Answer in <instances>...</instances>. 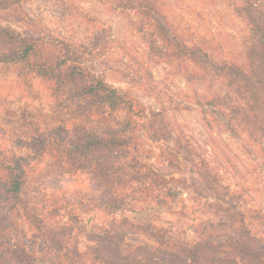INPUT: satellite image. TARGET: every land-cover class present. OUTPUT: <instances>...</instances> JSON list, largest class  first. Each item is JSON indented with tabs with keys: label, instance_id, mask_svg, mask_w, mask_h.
Listing matches in <instances>:
<instances>
[{
	"label": "trees",
	"instance_id": "1",
	"mask_svg": "<svg viewBox=\"0 0 264 264\" xmlns=\"http://www.w3.org/2000/svg\"><path fill=\"white\" fill-rule=\"evenodd\" d=\"M31 1L0 0V20L11 13L23 32L0 22V63L32 64L51 85L67 118L48 146L64 168L73 158L87 163L85 176L70 171V178L91 195L88 203L53 194L46 199L45 193L40 199L43 186L62 190V173L54 182L37 177L32 161L0 147V264H264V201L245 204L253 195L264 198V0H92L128 17L150 62L181 79L185 90L177 101L167 104L160 96L159 107L92 74L89 53L53 36L27 12ZM201 9L213 10L211 30L200 23L206 20ZM182 111L212 112L211 120H201L206 135L216 128L242 142L252 161L242 189L226 184L235 179L230 151L221 153L215 137L201 146L194 142L187 125L173 117ZM149 141L156 156L145 150ZM143 203L179 207L193 237L183 225L128 218L93 225L83 248L73 236L74 207L111 216L137 212ZM70 206V222L52 220ZM39 243L48 257L39 254Z\"/></svg>",
	"mask_w": 264,
	"mask_h": 264
},
{
	"label": "rangeland",
	"instance_id": "2",
	"mask_svg": "<svg viewBox=\"0 0 264 264\" xmlns=\"http://www.w3.org/2000/svg\"><path fill=\"white\" fill-rule=\"evenodd\" d=\"M201 11L205 13L206 20L200 19V23L204 28L208 27L211 30L209 21L213 19L211 18L213 10ZM27 12L41 20L51 30L53 36L77 43L83 51L89 53L85 61L92 74L102 77L111 85L129 89L146 105L159 107L160 96L164 97L167 104L171 100L176 102L179 94L185 90L179 77L170 75L165 66H156L150 62L138 36L130 28L129 18L122 14L112 13L92 0H33L27 6ZM0 22L11 31L23 33L22 28L13 21L11 13L2 14ZM230 29L232 27H222V30L231 32ZM3 45L0 41V47ZM234 46L235 43L232 44V47ZM2 57L0 51V59ZM32 67V64L26 63L19 66L0 63V147L3 150H10L12 147L14 151H19L18 155L21 154L22 159L32 161L33 167H37L35 173L37 177H52L54 182V178L60 177L62 173L63 180H59L64 182L62 190L59 188L61 185L55 186L54 190H48L49 184L43 186L44 191L38 194L41 195L40 199L45 193L46 199L53 194L58 200L66 196L68 200L76 199L88 203L91 195L89 188L73 184L72 181L76 183V180L70 178L72 174L70 171L78 176L80 174L85 176L89 172L86 169L87 163L73 158L70 160V166L64 168V165L58 164L62 162H57L58 159L54 158L57 153L48 146L49 137L61 135L58 130L63 128L61 120L67 118V111L63 110V105L59 101L54 100L55 94L50 90L51 85L35 75ZM211 113L202 115L199 111H182L174 113L173 117L181 126L187 125V135L192 136L193 141L200 146L215 137L221 153L230 151V164L235 170L230 174L234 175L235 179L227 180L226 184H230L236 190L242 189V177L246 172H250L252 161L244 154L242 142L234 141L228 134L221 136L214 128L210 131H216L212 137L206 135L201 120L203 117L211 120ZM65 132H68V129ZM155 147L156 145L150 141L145 144V150L151 151V157L159 153ZM83 163L86 165L85 168ZM229 172H232V169H229ZM34 182L32 179L29 185L35 188L37 186ZM64 191L69 194L64 195ZM184 197L186 198V195ZM261 201H264V198L253 195L245 204L253 206ZM46 205L50 207L48 202ZM62 206L63 203L58 207ZM71 208L73 207L70 206L66 208L67 210L62 208L52 220L61 224L70 222L68 218L71 215ZM138 209L140 210L137 212L126 210L108 216L103 211L82 212L74 207L73 214L78 213L79 219L70 222L75 227L73 236L83 248L87 243V233L93 225H101L102 222L114 218H128L137 224L153 223L158 227L169 228L172 225L177 228L178 225L181 229L183 225L184 229L188 230L189 237H193L189 231L191 222L188 219L181 221L178 215L179 207H158L151 203H143ZM44 247V243H39L38 252L41 256H47Z\"/></svg>",
	"mask_w": 264,
	"mask_h": 264
}]
</instances>
